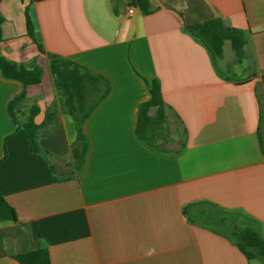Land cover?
Returning a JSON list of instances; mask_svg holds the SVG:
<instances>
[{
    "label": "crops",
    "instance_id": "0c3cea01",
    "mask_svg": "<svg viewBox=\"0 0 264 264\" xmlns=\"http://www.w3.org/2000/svg\"><path fill=\"white\" fill-rule=\"evenodd\" d=\"M128 1L117 11L113 0L0 4L2 55L44 71L42 83L28 87L17 122L8 107L24 87L0 72V192L18 217L0 222V264H20L15 256L41 249L52 264H264L249 260L223 225L215 231L185 215L211 203L264 239V0H151L148 15L136 7L129 14ZM27 10L44 53L28 33ZM217 17L246 34L242 78L221 77L184 30ZM49 54L111 83L84 125L89 151L81 172L71 166L76 125L63 111ZM154 80L167 118L182 125L179 147L154 148L137 135ZM54 104L58 121L38 141L49 156L33 154L23 125L34 105L43 125Z\"/></svg>",
    "mask_w": 264,
    "mask_h": 264
},
{
    "label": "trees",
    "instance_id": "16d2710c",
    "mask_svg": "<svg viewBox=\"0 0 264 264\" xmlns=\"http://www.w3.org/2000/svg\"><path fill=\"white\" fill-rule=\"evenodd\" d=\"M2 1L0 0V4ZM33 1L41 2L43 0ZM122 1L124 0H113L116 11L118 10V3ZM128 5L138 8L145 15L152 12L151 0H129ZM26 17L30 37L36 42L40 52L44 53V47L36 37L34 25L28 10L26 11ZM3 23L4 18L0 13V45L3 41ZM184 30L207 49L221 77L228 80L236 79V77L229 76L230 74H222L218 67V62L224 60V47L226 43H230L237 58V64H242L245 59V46L247 44L244 31L227 27L224 20L219 17L196 24H186ZM49 60L54 87L60 96L63 111L74 119L76 125L77 138L72 145L73 161L71 166L73 173L81 172L85 166L89 151L88 141L84 133V125L110 95L111 83L105 77L95 74L88 68L59 55L49 54ZM229 70L227 72L231 73L232 71ZM0 72L5 80L19 82L24 87V91L12 100L8 107L10 117L14 122H17L19 108L27 101L28 87L40 85L43 80L44 71L36 63L33 66H28L10 61L2 55L0 49ZM149 85L151 89V100L142 104L140 107L136 131L140 140L156 148L158 146L156 133L167 123L168 108L163 98L160 82L154 80ZM153 110H155L154 115L152 114ZM39 112V107L34 105L28 114L23 128L28 135L31 153H44L48 157L49 153L44 152L39 145V137L42 129L51 130L55 127L60 111L57 104L51 106L47 110L46 119L41 126L35 123V118ZM51 169L56 173L55 166L52 165ZM228 214L216 205L206 202L191 205L185 210V215L189 222L215 231H220L218 230L220 229L219 225L224 226L226 224ZM0 222L18 223L15 209L7 202L1 192ZM230 236L235 245L249 260L264 258V239L251 225L244 228L235 227ZM14 258L20 264H52L49 252L46 249L20 254Z\"/></svg>",
    "mask_w": 264,
    "mask_h": 264
},
{
    "label": "rangeland",
    "instance_id": "374dc122",
    "mask_svg": "<svg viewBox=\"0 0 264 264\" xmlns=\"http://www.w3.org/2000/svg\"><path fill=\"white\" fill-rule=\"evenodd\" d=\"M224 55H225L224 60L218 62V67L220 71L222 72V74L224 75L230 74L229 76L239 77V78L244 77L243 72L241 71L242 69L240 68L239 64H237V61H236L237 58L231 48L230 43H226L224 47ZM234 69H235L234 73L236 74V76L232 73ZM227 70L232 71V72L228 73ZM245 75H249L248 71L246 72ZM167 122L168 124L165 125L163 129L158 130V132L156 133L158 143L165 147L169 146L168 143H170L171 146L179 147L181 145L180 141H182L184 138V131H183L182 125H180L179 121L176 120V118L173 116L168 117ZM161 136L170 138L171 141L162 142ZM226 219H227V222L222 227L223 228L222 230H225L230 235L232 234L235 227L244 228L247 226V221L244 218H242L240 215L238 216V215L228 214Z\"/></svg>",
    "mask_w": 264,
    "mask_h": 264
},
{
    "label": "built area",
    "instance_id": "2783aa9c",
    "mask_svg": "<svg viewBox=\"0 0 264 264\" xmlns=\"http://www.w3.org/2000/svg\"><path fill=\"white\" fill-rule=\"evenodd\" d=\"M128 13H129V14H134V13H135V8H134V7H130V8L128 9Z\"/></svg>",
    "mask_w": 264,
    "mask_h": 264
}]
</instances>
